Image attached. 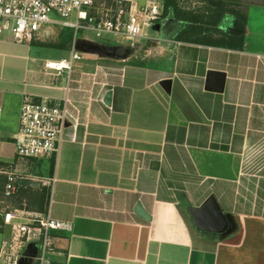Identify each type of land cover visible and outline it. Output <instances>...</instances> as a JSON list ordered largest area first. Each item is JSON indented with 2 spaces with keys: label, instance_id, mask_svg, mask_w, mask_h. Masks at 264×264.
Listing matches in <instances>:
<instances>
[{
  "label": "crops",
  "instance_id": "crops-1",
  "mask_svg": "<svg viewBox=\"0 0 264 264\" xmlns=\"http://www.w3.org/2000/svg\"><path fill=\"white\" fill-rule=\"evenodd\" d=\"M224 1L244 20L226 14L186 32L189 23L164 18L154 35L120 47V59L88 44L89 69L73 66L68 78L39 66L30 44L0 38V201L37 217L47 188L41 217L70 225L52 233L50 264H264V0ZM181 2L193 12L206 3ZM26 97H67L78 109L54 160L15 157ZM8 172L20 183L3 199ZM208 196L236 224L221 239L199 234L184 210ZM136 202L149 221L133 213ZM9 229L0 216V244ZM35 252L22 248L24 264Z\"/></svg>",
  "mask_w": 264,
  "mask_h": 264
},
{
  "label": "built area",
  "instance_id": "built-area-1",
  "mask_svg": "<svg viewBox=\"0 0 264 264\" xmlns=\"http://www.w3.org/2000/svg\"><path fill=\"white\" fill-rule=\"evenodd\" d=\"M0 0V35L16 43L29 44L36 40L47 26H59L74 31L69 59L46 62L45 70L67 78L83 53L76 48L75 34L90 30L95 37L103 34L121 36L127 40L143 38L144 27H153L162 20L161 0ZM74 15V21L70 20ZM85 22V24H82ZM109 46L107 44H100ZM129 47H132L130 45ZM77 107L67 98L32 101L26 97L18 114V128L14 136V154L18 160L50 159L58 153L65 129L77 123ZM19 185L13 172L5 173L2 197L8 199ZM1 224L10 227L9 239L0 244V262L24 264L29 259L21 254L22 248L32 244L35 264H50L49 255L54 251L53 232L68 231L69 223L49 216L27 217L21 211L3 206L0 201Z\"/></svg>",
  "mask_w": 264,
  "mask_h": 264
},
{
  "label": "water",
  "instance_id": "water-1",
  "mask_svg": "<svg viewBox=\"0 0 264 264\" xmlns=\"http://www.w3.org/2000/svg\"><path fill=\"white\" fill-rule=\"evenodd\" d=\"M161 25L159 23L153 25L152 30L160 31ZM88 42V41H86ZM90 49L87 50L91 54L106 59H120L122 52L120 47L98 45L96 43H89ZM78 49V45L76 44ZM111 91H106L102 97V102L105 106L110 105ZM152 168L156 169V163H152ZM185 212L194 227V229L204 237H214L221 239L226 235L232 233L236 224L231 215L224 213L213 196H208L199 206H185ZM133 213L144 221H149L150 216L143 209L140 202H136L133 207ZM28 244L27 248L32 247Z\"/></svg>",
  "mask_w": 264,
  "mask_h": 264
},
{
  "label": "trees",
  "instance_id": "trees-1",
  "mask_svg": "<svg viewBox=\"0 0 264 264\" xmlns=\"http://www.w3.org/2000/svg\"><path fill=\"white\" fill-rule=\"evenodd\" d=\"M107 2L105 0H98V3ZM206 4H210L211 8L207 10H200L198 11H190L186 9V7L182 4L181 0H161V6H162V14L161 18L166 19L170 18L172 20L180 21L181 23L178 24V29L183 27V22L189 23V27L186 28L187 31L196 30L202 26L205 27H211L215 26L217 23H219L223 16L226 14L234 15L239 20H244V15L241 14V11L239 10V4L234 1H224V0H205ZM185 7V9H184ZM65 30H62L59 32V40L55 42V46L58 47H64L70 45L72 43V29L69 28H63ZM181 34V32H180ZM31 43V42H30ZM89 43L88 42H82V44H78V49L87 47ZM79 46H82L79 47ZM82 51H85L82 49ZM20 183V181H19ZM47 188H42L41 195L39 200V209H38V215L37 217H41L43 213L45 212L46 203H47ZM36 201V199H34ZM42 203H43V209H42Z\"/></svg>",
  "mask_w": 264,
  "mask_h": 264
},
{
  "label": "rangeland",
  "instance_id": "rangeland-1",
  "mask_svg": "<svg viewBox=\"0 0 264 264\" xmlns=\"http://www.w3.org/2000/svg\"><path fill=\"white\" fill-rule=\"evenodd\" d=\"M139 3H143L144 0H138ZM200 10H207L211 8L210 4H199ZM185 7L187 6L184 5ZM184 7V9H185ZM71 21H74V15L70 17ZM82 24H85L83 22ZM65 30L59 26H47L44 31H41L40 36L29 43L30 53L37 59L39 66H43L46 62H57L62 59H69L70 48L69 45L64 47L55 46V42L59 40V32ZM74 33V31L72 30ZM156 32L151 27H144L142 34L146 37L154 35ZM76 44L80 45L82 42L88 41L89 43L107 44L109 46H119L122 48H128L130 45L136 44L139 39L127 40L121 36H114L112 34H103L100 38L95 37V33L90 30H80L75 34ZM0 38H6V35H0ZM73 38V35H72ZM142 41V40H139ZM82 48V46H79ZM85 57V56H84ZM90 61L81 59L77 61L74 66L85 65L84 69H89ZM47 162V161H44ZM10 234V229H9ZM25 247V246H24Z\"/></svg>",
  "mask_w": 264,
  "mask_h": 264
}]
</instances>
